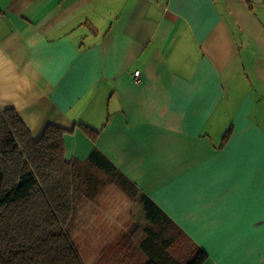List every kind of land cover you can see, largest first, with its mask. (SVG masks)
Masks as SVG:
<instances>
[{
  "label": "crops",
  "instance_id": "0c3cea01",
  "mask_svg": "<svg viewBox=\"0 0 264 264\" xmlns=\"http://www.w3.org/2000/svg\"><path fill=\"white\" fill-rule=\"evenodd\" d=\"M9 107L35 138L72 129L68 160L98 147L208 253L202 264H264V0H0ZM94 201L79 213L91 241L96 217L124 214Z\"/></svg>",
  "mask_w": 264,
  "mask_h": 264
},
{
  "label": "trees",
  "instance_id": "16d2710c",
  "mask_svg": "<svg viewBox=\"0 0 264 264\" xmlns=\"http://www.w3.org/2000/svg\"><path fill=\"white\" fill-rule=\"evenodd\" d=\"M79 125L97 140L99 129ZM71 131L49 123L35 138L15 108L0 109V264H85L74 240L79 205L96 197L107 180L143 204L148 223L126 225L93 264L206 260L208 253L98 147L86 159L68 160L65 134Z\"/></svg>",
  "mask_w": 264,
  "mask_h": 264
},
{
  "label": "rangeland",
  "instance_id": "374dc122",
  "mask_svg": "<svg viewBox=\"0 0 264 264\" xmlns=\"http://www.w3.org/2000/svg\"><path fill=\"white\" fill-rule=\"evenodd\" d=\"M94 200H97V202L93 205L98 211L105 212L109 208H115L118 210H121L123 213L120 214V216H98L96 217L99 221H102V224L104 225V232H99L95 235L96 241L89 240L92 236V233L90 231H87L86 225L89 224L90 216L86 215L85 212H83V215L79 217V223L77 228L74 230V240L76 244L78 245V249L81 253V256L85 262V264H93L97 258V256L102 255L105 247L108 245H113L114 243H117L121 232H113L115 230V225L118 223H128V222H139L143 223L145 221L143 217V212L140 207L137 206L136 202L133 201L126 193H124L114 182L106 181L105 184L102 185L99 194L96 197H85L79 207L80 209L85 207L88 208L91 206ZM108 208V209H107ZM129 214H134L133 217L130 219H127ZM113 219V220H112ZM114 219H116L114 221ZM126 226V224H125ZM111 227H113L112 232H107V230H110ZM86 230V231H85ZM114 250L115 254H120L124 252V248L121 249H110V252ZM114 254V256H115ZM104 255H109L112 257L111 253L108 254V250ZM112 259V258H111ZM116 261H118L116 259ZM120 264V263H118ZM133 264V263H131Z\"/></svg>",
  "mask_w": 264,
  "mask_h": 264
},
{
  "label": "built area",
  "instance_id": "2783aa9c",
  "mask_svg": "<svg viewBox=\"0 0 264 264\" xmlns=\"http://www.w3.org/2000/svg\"><path fill=\"white\" fill-rule=\"evenodd\" d=\"M139 74H140V71H139V70H137V71H136V75H139Z\"/></svg>",
  "mask_w": 264,
  "mask_h": 264
}]
</instances>
